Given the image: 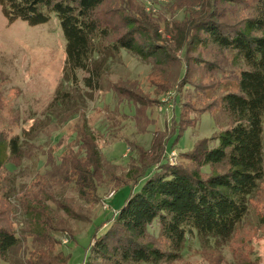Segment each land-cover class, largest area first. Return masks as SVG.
<instances>
[{
	"label": "trees",
	"instance_id": "obj_1",
	"mask_svg": "<svg viewBox=\"0 0 264 264\" xmlns=\"http://www.w3.org/2000/svg\"><path fill=\"white\" fill-rule=\"evenodd\" d=\"M182 1L177 5L183 14L179 19L176 9L170 12L172 18L164 17L160 12L165 11L148 10L144 0H119V7L112 0H0L11 22L38 25L56 14L69 39L71 69L67 64L64 80L75 82L70 70L83 71L89 98L123 53L164 66L183 63L182 78L189 65L204 62L191 57L193 52L214 46L230 53L231 64L240 69L236 89L226 90L219 100L229 124L211 143L201 140L188 153L200 167L223 170L203 177L197 169L160 158L167 142L161 145L156 161L130 184L108 226L93 237L84 264H164L179 259L188 236L225 242L248 214L250 198L264 179V0H257L253 14L239 24L224 21L226 13L218 11V2L229 0ZM63 84L44 113L57 124L79 114L83 105L75 87ZM114 90L123 93L120 86ZM3 125L0 120V264H68L69 254L54 251L56 235L67 233L71 221L95 216L101 184L122 183L116 164L103 155L84 121L76 147L61 156V166L46 179L36 143L42 121L17 133ZM66 188L77 195L81 204L76 208L66 202ZM152 225L159 228L165 247L148 241Z\"/></svg>",
	"mask_w": 264,
	"mask_h": 264
},
{
	"label": "rangeland",
	"instance_id": "obj_2",
	"mask_svg": "<svg viewBox=\"0 0 264 264\" xmlns=\"http://www.w3.org/2000/svg\"><path fill=\"white\" fill-rule=\"evenodd\" d=\"M256 1L218 2V11L226 13L224 21L239 24L253 14ZM183 2L144 0L148 10L165 11L167 14L160 12L164 17L176 9L175 17L179 19L183 14L177 5ZM112 3L116 7L120 5L119 0ZM63 26L54 13L47 22L38 25H30L22 19L11 22L0 2V120L4 129L13 133L29 130L42 121L36 143L42 152L40 172L46 179L52 178L50 174L61 166V156L76 147L77 132L84 121L97 136L103 155L111 165L116 164L121 186L101 184L98 192L101 201L94 207L95 216L90 221H71L67 233L56 235L58 243L54 251L69 254L68 264H84L93 237L108 226V221L130 193V184L149 162L156 161L161 145L167 142L160 158L197 169L203 177L211 170H223L222 167H200L188 153L201 140L211 143L218 131L229 124L219 100L226 90L236 89L240 69L231 64L230 53L220 52L214 46L193 52L191 57L204 62L189 65L182 78L183 63L164 66L123 53L121 58H116L111 71L104 74L101 89L89 92L92 94L89 98L83 86V71L70 70L75 82L64 80L65 67L68 64L70 68L71 63L68 34ZM62 82L63 87L72 90L75 87L83 105L79 114L57 124L44 113ZM118 86L123 93L114 90ZM129 99L138 100L139 104L131 105L127 103ZM153 141L155 147L151 148ZM143 182L141 180L135 190H139ZM53 186L61 190L58 184ZM64 196L75 208L81 204L72 189L66 188ZM249 203L248 214L229 240L200 241L197 235L188 236L179 259L164 264H264V179ZM148 241L161 247L166 245L156 225L150 227ZM20 251L19 257L23 256Z\"/></svg>",
	"mask_w": 264,
	"mask_h": 264
},
{
	"label": "built area",
	"instance_id": "obj_3",
	"mask_svg": "<svg viewBox=\"0 0 264 264\" xmlns=\"http://www.w3.org/2000/svg\"><path fill=\"white\" fill-rule=\"evenodd\" d=\"M172 161H173V158H172Z\"/></svg>",
	"mask_w": 264,
	"mask_h": 264
},
{
	"label": "crops",
	"instance_id": "obj_4",
	"mask_svg": "<svg viewBox=\"0 0 264 264\" xmlns=\"http://www.w3.org/2000/svg\"><path fill=\"white\" fill-rule=\"evenodd\" d=\"M119 207V206H118Z\"/></svg>",
	"mask_w": 264,
	"mask_h": 264
}]
</instances>
